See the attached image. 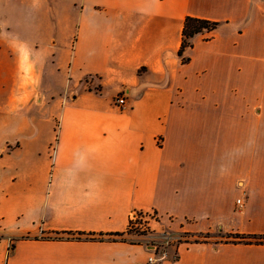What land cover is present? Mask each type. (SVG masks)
Segmentation results:
<instances>
[{
    "label": "crops",
    "instance_id": "obj_1",
    "mask_svg": "<svg viewBox=\"0 0 264 264\" xmlns=\"http://www.w3.org/2000/svg\"><path fill=\"white\" fill-rule=\"evenodd\" d=\"M12 12L0 264H264V244L226 241L264 236V0H0ZM187 16L219 24L180 56ZM138 210L211 236L174 256L127 235L48 237L126 232Z\"/></svg>",
    "mask_w": 264,
    "mask_h": 264
},
{
    "label": "rangeland",
    "instance_id": "obj_2",
    "mask_svg": "<svg viewBox=\"0 0 264 264\" xmlns=\"http://www.w3.org/2000/svg\"><path fill=\"white\" fill-rule=\"evenodd\" d=\"M4 14L0 13V30L2 28H4V31H6L5 27H8L10 23L15 22V20L19 19L20 16L18 14H15V12L8 14V17L10 18H6L4 19L3 17ZM8 34V37L10 38H16L17 36L21 35V31H15L13 32V34H9L8 32H6ZM76 34V30L74 31V35ZM31 63H26V67L27 68H31ZM95 79V78H94ZM96 82L94 84H92V80L90 78H87L85 80V82H88L87 84V88H100V83L99 81H97V79H95ZM152 222V226L148 227V229H145L143 232H136V231H132L130 233L127 234V239L130 240H135V241H141V242H151L154 244H158L159 246V250L157 251H161L164 252L166 251H171V254L174 256L175 255V251L173 246H175V244L178 242V240H186V241H194V240H201L205 238V235H199V236H195V235H191V234H187V233H183V230L178 228L177 226H175L172 221L170 220H163L162 218H160V216L158 215L155 221H151ZM216 235V236H215ZM214 236L217 237V234H215ZM211 235L208 234V239L210 238ZM170 239L169 243H166V240Z\"/></svg>",
    "mask_w": 264,
    "mask_h": 264
},
{
    "label": "trees",
    "instance_id": "obj_3",
    "mask_svg": "<svg viewBox=\"0 0 264 264\" xmlns=\"http://www.w3.org/2000/svg\"><path fill=\"white\" fill-rule=\"evenodd\" d=\"M218 22L210 21L203 18L193 17V16H187L184 23L183 28V38H182V45L179 50V55L183 56L184 51L192 46V38L204 31L211 32L215 30L218 26ZM183 62L188 61L186 58H182ZM98 91L101 90L100 88H97ZM142 212V211H137ZM132 219L130 220L128 229L126 232H113V233H99V234H84V233H75V232H56L53 235L48 236L49 238H56V239H82V238H92V239H109V240H125V235L132 232ZM208 234L205 235L204 239L201 240H194L195 242L199 241H207L208 240ZM230 236L233 238V242H246V243H257V244H264V236H246V235H228L227 240L229 241ZM3 236L0 235V238ZM31 236L29 234L24 235L23 238H30Z\"/></svg>",
    "mask_w": 264,
    "mask_h": 264
},
{
    "label": "built area",
    "instance_id": "obj_4",
    "mask_svg": "<svg viewBox=\"0 0 264 264\" xmlns=\"http://www.w3.org/2000/svg\"><path fill=\"white\" fill-rule=\"evenodd\" d=\"M115 104L120 107V108H125L126 106V100L125 97L123 96H118L115 100ZM238 203H241V200H238ZM158 214L155 212H137L135 211L132 216V229L133 231L136 232H143L145 229H148V227L152 226V220L155 221L157 218ZM170 239L166 240V243H169ZM159 246L158 244H154L151 243L150 247H152L155 250H159ZM165 253H163V255H161L159 258H157L156 260H160L162 258H164ZM151 260H153V258H151Z\"/></svg>",
    "mask_w": 264,
    "mask_h": 264
}]
</instances>
